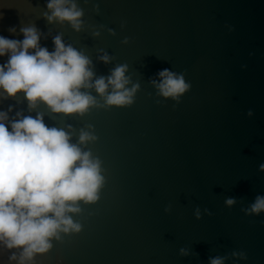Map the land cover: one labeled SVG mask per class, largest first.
I'll return each instance as SVG.
<instances>
[{"label":"water","instance_id":"95a60500","mask_svg":"<svg viewBox=\"0 0 264 264\" xmlns=\"http://www.w3.org/2000/svg\"><path fill=\"white\" fill-rule=\"evenodd\" d=\"M72 2L79 30L48 19L50 0H0V36L23 41L34 27L49 52L60 36L91 61L93 84L126 65L125 87H139L123 105L106 102L111 87L81 88L96 100L83 114L0 89L10 131L42 117L99 160L103 178L95 201L67 213L79 230H59L24 264H264V210L251 211L264 197V0ZM165 69L189 85L178 97L158 87ZM22 253L0 241V264Z\"/></svg>","mask_w":264,"mask_h":264},{"label":"clouds","instance_id":"9594fccd","mask_svg":"<svg viewBox=\"0 0 264 264\" xmlns=\"http://www.w3.org/2000/svg\"><path fill=\"white\" fill-rule=\"evenodd\" d=\"M52 10L49 20H68L77 30L81 27L82 11L72 0H50ZM14 31V29H10ZM23 41L0 36V56L9 55L0 65V89L15 96L23 91L35 106L46 102L54 112L83 114L96 100L81 91L95 87L106 95L109 105L130 103L136 88L129 90L125 76L126 65L118 66L107 77H100L93 84L91 61L74 49L66 46L60 36L54 40L55 51L39 46V34L34 27L23 28ZM29 49H35L30 52ZM107 61L108 57H103ZM158 85L164 96L178 97L189 87L183 76L165 69ZM17 115H20L19 113ZM7 113L0 112V241L9 248L23 247L21 264L35 252L50 248L49 238L79 225L73 223L69 212H77L75 204L84 200L95 201L102 183L100 162L93 160L91 153L83 152L70 142L62 129L49 128L42 117H24L11 121V131L5 121ZM94 139L82 132L80 141ZM264 168V166H262ZM233 199L227 200L232 205ZM264 210V197H258L251 211ZM199 215V213H197ZM16 257L13 256V259ZM211 264H223L222 259H212Z\"/></svg>","mask_w":264,"mask_h":264}]
</instances>
